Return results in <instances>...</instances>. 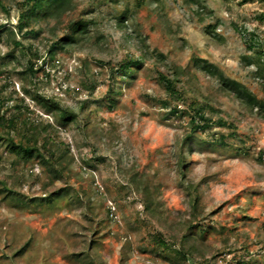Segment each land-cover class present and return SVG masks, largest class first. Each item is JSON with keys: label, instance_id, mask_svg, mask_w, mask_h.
Returning <instances> with one entry per match:
<instances>
[{"label": "rangeland", "instance_id": "rangeland-1", "mask_svg": "<svg viewBox=\"0 0 264 264\" xmlns=\"http://www.w3.org/2000/svg\"><path fill=\"white\" fill-rule=\"evenodd\" d=\"M1 1L0 113L57 131L54 167L0 141V264H264V119L195 63L264 99V0H75L23 33L25 0Z\"/></svg>", "mask_w": 264, "mask_h": 264}, {"label": "trees", "instance_id": "trees-1", "mask_svg": "<svg viewBox=\"0 0 264 264\" xmlns=\"http://www.w3.org/2000/svg\"><path fill=\"white\" fill-rule=\"evenodd\" d=\"M74 1L75 0H25L24 5L26 7L28 5L29 9L25 11L26 8L23 7L24 9L20 14L17 27L19 31L23 33L24 26L29 23L30 15L38 17L39 14L43 13V15L47 17L61 16L74 7ZM0 5L3 6L1 0ZM125 21L126 16L125 14H123V16H121L120 18V22L125 23ZM88 26L89 25L87 22L82 21L74 22L73 24H71V34L66 35L58 41H54L50 47L49 53L53 54L54 49L57 46H64L67 43L78 44L82 42L84 37L83 34L88 30ZM33 32L35 31L30 30L28 33ZM254 37L255 38L253 39L251 38V44H259L260 40H258L256 36ZM11 39L16 46H22V42L15 38L14 30H11ZM135 62L139 63V60H136ZM28 63L31 72L36 73L34 62L29 59ZM195 63L198 69H200L202 72L207 73L218 81L220 89L232 93L236 100L256 111L257 114L264 119V99L259 98L243 82L226 76L219 67L209 62L208 60L198 58L197 60H195ZM121 65L122 69L127 70L130 67V62H124ZM177 71L174 73L173 79H169L164 73H161L162 76L167 80L166 84L168 85V89L173 96H176L180 90L178 88L180 82V79L178 77L179 72ZM34 97L46 109L50 110L55 119L57 121H60V123L73 121L77 118V114L73 110L62 107L60 103L54 100H48L45 97H40L38 95ZM19 109H21V107H19ZM20 111L21 110H19L18 113H20ZM20 115L21 114H15L7 118L5 117V115L0 113V127H2V131L0 132V141H3L6 144L7 148L13 153L17 154L19 157L27 161L35 158L43 164L47 163L51 167H54V162L46 157L43 148L48 149V151L52 153L54 152L53 148H50V146H54L56 143L54 137V135L56 134L55 132L57 131L56 126H54L50 122L28 124L26 118L24 120L25 123L21 124ZM197 115H200V117H202V119L204 120L208 119V117H206L205 114L200 110L197 111ZM197 119V116H193L192 122L196 123ZM219 123L223 125L224 120H219ZM41 141L42 148L39 146ZM64 156L65 153L63 152L59 157L63 158ZM182 163H184V161ZM182 163L180 162V164ZM0 189H2L0 190V192H4L6 189L8 190L5 184Z\"/></svg>", "mask_w": 264, "mask_h": 264}]
</instances>
